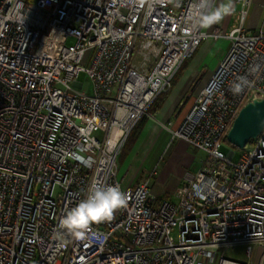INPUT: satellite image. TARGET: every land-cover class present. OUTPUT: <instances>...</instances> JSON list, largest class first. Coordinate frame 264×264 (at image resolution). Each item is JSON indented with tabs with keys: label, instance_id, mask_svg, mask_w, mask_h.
I'll return each instance as SVG.
<instances>
[{
	"label": "built area",
	"instance_id": "2783aa9c",
	"mask_svg": "<svg viewBox=\"0 0 264 264\" xmlns=\"http://www.w3.org/2000/svg\"><path fill=\"white\" fill-rule=\"evenodd\" d=\"M236 2L238 24L207 34L191 23L197 0H0V264H239L223 252L264 247V129L237 162L221 151L240 109L264 100V18L245 28L252 0ZM208 37L228 46L170 130L204 155L199 170L175 203L148 179L124 189L127 137ZM97 183L126 194L92 225L104 240L61 236L60 218Z\"/></svg>",
	"mask_w": 264,
	"mask_h": 264
},
{
	"label": "crops",
	"instance_id": "0c3cea01",
	"mask_svg": "<svg viewBox=\"0 0 264 264\" xmlns=\"http://www.w3.org/2000/svg\"><path fill=\"white\" fill-rule=\"evenodd\" d=\"M220 2L216 0L214 6ZM215 27L213 24L203 31L209 34ZM215 41L210 37L202 41L174 76L167 94L155 100L151 110L148 109L147 115L133 129L137 130L136 135L132 139L131 133L128 136L117 160L124 189L148 179L150 193L155 199L175 203V190L182 186L187 175L199 170L204 155L198 157L199 151L191 149L182 140L171 139L170 130L177 129L194 97L209 81L216 63L212 60L211 69L204 74L200 67L208 53L215 50L212 49ZM248 260L247 264H264V247L252 246Z\"/></svg>",
	"mask_w": 264,
	"mask_h": 264
},
{
	"label": "clouds",
	"instance_id": "9594fccd",
	"mask_svg": "<svg viewBox=\"0 0 264 264\" xmlns=\"http://www.w3.org/2000/svg\"><path fill=\"white\" fill-rule=\"evenodd\" d=\"M234 11L233 0H222L216 6L211 0H197L194 12L191 16L192 26L195 28H208L219 23L227 15ZM235 84V90L239 92L244 84ZM126 204V194L117 185L91 184L86 194L78 202L71 206L60 218L59 234L70 239H84L102 242L105 238L92 228V225L107 222L114 213Z\"/></svg>",
	"mask_w": 264,
	"mask_h": 264
},
{
	"label": "rangeland",
	"instance_id": "374dc122",
	"mask_svg": "<svg viewBox=\"0 0 264 264\" xmlns=\"http://www.w3.org/2000/svg\"><path fill=\"white\" fill-rule=\"evenodd\" d=\"M233 7H234V11L232 12V14L225 16L222 21H220L219 23H216V27H218L222 31V33H228L232 27H234L238 24L237 23V16L239 15V13L241 12V10L243 8H242V5L240 3L236 2V0H233ZM247 14L248 15H247V18L245 21V28H249L252 30V29H255L256 27L260 26L262 21H263V17H264V0H252ZM74 42H75L74 38H68V39L63 41V45L65 47H71L74 45ZM227 46H228V43L224 39H218L217 41H215V43L212 44V49L214 48L215 50H212L211 52H209L210 54L208 53L207 57L203 61L204 64L202 65V67H200L201 68L200 70L202 71L203 74L206 73L209 69H211L209 64L212 60H213V63H216V65H217V63L220 60V56H221L222 52L226 50ZM192 55H191V57H192ZM191 57L186 59L182 63V65L186 61H188ZM182 65H181V67H182ZM77 81L79 83L83 84V86H82L83 92H85V93L90 92V85H89V82H88V80L84 74H80ZM163 94H165V93H163ZM104 126H105V124L103 122L98 123L96 125L95 134L100 136L102 131H103ZM133 131H131V134ZM131 134H129V137L131 136ZM129 137L126 139V141L123 145V148L127 144ZM249 147H250L249 145L246 146V149H248ZM221 151L225 155H227L229 152L232 151L233 152V155L231 157L232 162H237L239 160L240 156L242 155V153L244 152V150H238V149L234 148L227 141L222 143ZM197 156L202 157L203 154L198 152ZM118 177L120 178L119 174H118ZM244 250H245L244 247H236L233 249H227L223 252V257L229 261H233V262H236L239 264H247L249 262V260L246 258Z\"/></svg>",
	"mask_w": 264,
	"mask_h": 264
},
{
	"label": "water",
	"instance_id": "95a60500",
	"mask_svg": "<svg viewBox=\"0 0 264 264\" xmlns=\"http://www.w3.org/2000/svg\"><path fill=\"white\" fill-rule=\"evenodd\" d=\"M264 129V100H253L240 109L227 133L226 141L238 150L261 134ZM228 157L232 155L229 152Z\"/></svg>",
	"mask_w": 264,
	"mask_h": 264
},
{
	"label": "trees",
	"instance_id": "16d2710c",
	"mask_svg": "<svg viewBox=\"0 0 264 264\" xmlns=\"http://www.w3.org/2000/svg\"><path fill=\"white\" fill-rule=\"evenodd\" d=\"M166 94H167V93L160 95V96L156 99V101H157L158 99L164 97ZM156 101H154V102L152 103V105H153ZM152 105L150 106L149 110H151ZM136 133H137V130H134V133H132L131 139L136 135ZM131 139H130V141H131Z\"/></svg>",
	"mask_w": 264,
	"mask_h": 264
}]
</instances>
